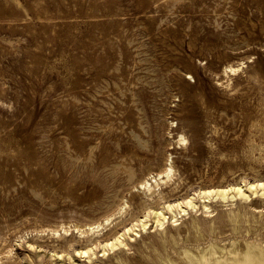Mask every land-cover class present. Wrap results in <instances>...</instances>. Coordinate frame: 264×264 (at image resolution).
I'll return each instance as SVG.
<instances>
[{
    "label": "rangeland",
    "instance_id": "rangeland-1",
    "mask_svg": "<svg viewBox=\"0 0 264 264\" xmlns=\"http://www.w3.org/2000/svg\"><path fill=\"white\" fill-rule=\"evenodd\" d=\"M249 57L228 87L222 68ZM170 153L180 198L264 178V0H0V258L24 264L17 235L133 206ZM46 242L36 264L56 263Z\"/></svg>",
    "mask_w": 264,
    "mask_h": 264
},
{
    "label": "bare ground",
    "instance_id": "bare-ground-1",
    "mask_svg": "<svg viewBox=\"0 0 264 264\" xmlns=\"http://www.w3.org/2000/svg\"><path fill=\"white\" fill-rule=\"evenodd\" d=\"M247 62H252L251 57L222 68L228 87ZM170 139L180 148L187 144L183 132ZM167 155L162 170H149L131 185L130 196L136 197L133 206L128 198H122L117 211L100 221L83 225L61 223L55 228L17 235L19 240H27L26 256L20 259L24 264H36V258L41 262V243L48 240L52 251H46L47 260L62 264H264V178H234L230 183L223 175L220 181L200 187L196 194L185 191L180 198L179 180L183 179L177 174L173 157L169 158L172 153ZM133 161L142 162L138 152L119 161L120 169L128 172L130 178ZM226 168L228 171L231 164ZM132 245L141 248L140 257L134 262L128 254ZM11 249L1 252L4 257L1 256L0 264H17L9 256ZM3 258L7 260L1 263Z\"/></svg>",
    "mask_w": 264,
    "mask_h": 264
}]
</instances>
